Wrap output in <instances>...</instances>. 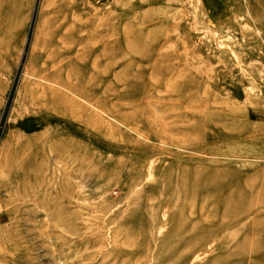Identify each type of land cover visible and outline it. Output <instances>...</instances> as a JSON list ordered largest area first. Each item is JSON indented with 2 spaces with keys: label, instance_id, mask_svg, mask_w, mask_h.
Returning <instances> with one entry per match:
<instances>
[{
  "label": "rangeland",
  "instance_id": "374dc122",
  "mask_svg": "<svg viewBox=\"0 0 264 264\" xmlns=\"http://www.w3.org/2000/svg\"><path fill=\"white\" fill-rule=\"evenodd\" d=\"M0 264H264V0H0Z\"/></svg>",
  "mask_w": 264,
  "mask_h": 264
},
{
  "label": "bare ground",
  "instance_id": "6f19581e",
  "mask_svg": "<svg viewBox=\"0 0 264 264\" xmlns=\"http://www.w3.org/2000/svg\"><path fill=\"white\" fill-rule=\"evenodd\" d=\"M51 88V87H50ZM50 88H49V91H50ZM71 90L74 92V93H79L76 89H74V88H71ZM55 92L54 93V95H59L60 96V98L59 99H61V100H63L64 102H66V103H71L73 106L74 105H76V104H78V102L73 98V97H70L68 94H66L65 92H63L62 90H60V89H53V88H51V91H50V94H52V92ZM40 100H42L46 105H48V104H50V105H52V106H55V105H57L58 104V101L56 100V98H55V96L54 97H46V95H45V97H41V98H39ZM76 108V107H75ZM64 110V109H63ZM70 111H72L73 112V110H70ZM98 117H97V119H100L99 118V115H97ZM156 137V136H155ZM158 139H160L161 140V142H163V143H174V140H173V138H171V137H169V138H167V136H161V137H159ZM185 144H183L182 146H184ZM108 148V147H107ZM109 149H110V147H109ZM81 151H82V153H85V158H86V156H87V160H89V162H93V159H95L96 157H97V154L96 153H94V152H91V150H88V149H86V148H82L81 149ZM73 155H78L76 152H75V154H73ZM98 157L100 158H103V155H100V154H98ZM196 175V174H195ZM200 185H201V182L200 181H198V185H196V184H193V185H191V186H189V187H186V188H184L185 190H187V191H191V192H193V193H195V192H198V191H200ZM205 188V187H204ZM168 206L169 207H172V206H174V205H171V203H168Z\"/></svg>",
  "mask_w": 264,
  "mask_h": 264
},
{
  "label": "built area",
  "instance_id": "2783aa9c",
  "mask_svg": "<svg viewBox=\"0 0 264 264\" xmlns=\"http://www.w3.org/2000/svg\"><path fill=\"white\" fill-rule=\"evenodd\" d=\"M246 1H251V0H246Z\"/></svg>",
  "mask_w": 264,
  "mask_h": 264
}]
</instances>
